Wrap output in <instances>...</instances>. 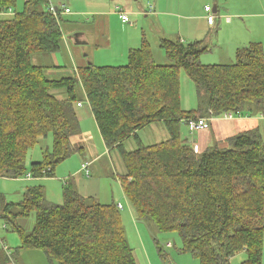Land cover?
Wrapping results in <instances>:
<instances>
[{"label": "trees", "instance_id": "obj_1", "mask_svg": "<svg viewBox=\"0 0 264 264\" xmlns=\"http://www.w3.org/2000/svg\"><path fill=\"white\" fill-rule=\"evenodd\" d=\"M17 2L0 0V11H15L11 17L0 14V177H55L57 167L80 150L72 139L81 131L77 103L87 99L106 147L121 156L120 179L136 219L160 232H177L181 251L199 264H231L240 253L247 258L239 264H262L261 135L242 131L227 147L198 153L181 128L187 118L260 112L263 44L239 48L234 63L204 64L200 57L209 48L204 40L163 39L170 62L158 64L143 38L125 65L88 63L77 74L53 79L48 70L56 66L35 63L33 55L63 50L61 18L48 9L50 0H26L22 10ZM181 70L197 96H206L204 106L183 107ZM156 122L165 123L170 137L145 144L138 131ZM49 135L51 149L45 147L43 159L28 165L30 151ZM129 139L136 141L135 149L126 148ZM14 205L20 210L6 224L20 235L18 249L42 250L59 264H138L117 203L87 198L73 181L64 185L62 203L49 201L43 186L33 185L6 211ZM31 214L36 222L27 233L18 217ZM7 261L0 256V264Z\"/></svg>", "mask_w": 264, "mask_h": 264}, {"label": "crops", "instance_id": "obj_2", "mask_svg": "<svg viewBox=\"0 0 264 264\" xmlns=\"http://www.w3.org/2000/svg\"><path fill=\"white\" fill-rule=\"evenodd\" d=\"M242 1V6L234 10L232 7L227 5V0H217L213 7L206 5L204 12L201 11L185 16H179L171 11H168V9L161 4L160 0H153L150 2L149 6H145V9L142 12L137 11L136 17H140L143 14L150 19L152 23H154L155 26L153 25L152 28L157 32L156 38H158L159 43H161L163 39L176 40L179 38L182 41L204 40L205 43L207 42L209 44H207L208 47L211 44L212 48L223 45V47H225V50L223 51L226 53L223 58L231 62L233 61L239 48L247 46L252 42H261L262 44L264 42V0H259L262 9L257 8L253 3V0ZM25 2L26 0H24V3ZM50 3L59 8L58 17L64 16V14H72L73 12L66 2H62L61 7L51 1ZM51 4L48 9L51 8ZM65 8H69L71 11L69 13L65 12ZM151 9H153V12L150 11ZM11 10L12 12L6 15L7 17H11L15 14V11L12 8ZM77 12L82 13L83 11L79 10ZM125 12L128 13L127 11ZM87 13L92 14L94 15V18H97L94 19V21L96 20V22H98L101 26L105 37L104 42L106 49H111L114 45V34L117 32L112 24V19L113 17L119 16L120 20L118 30L120 29L123 31V35H120L121 40L117 41L119 51L114 57H112V60L125 62L128 60L129 51L133 48H139L142 44L143 38H145L148 42L150 40L147 37L148 29L143 27L144 25L142 22L139 20H137V23L135 24L132 23L131 20L124 22L121 15L117 12L116 6L115 13L110 10L103 9L93 10ZM212 14L215 16V19L214 23L210 24L208 22V16ZM171 16L175 17L177 20H169V17ZM127 23L130 24L127 25ZM141 25L142 27L140 30ZM76 30V33L72 36H68L67 33V35L64 34L63 50L68 56H70V60L73 64L72 71L77 74L76 70H78L79 66L94 62L87 63L82 58L85 57L84 53L71 45V42L73 41L72 38L75 39L76 44H91L92 40L87 37V33L84 32V29H81L80 27ZM212 31H215L216 38L210 39V32ZM68 32L71 34L73 31L68 30ZM221 34H224L225 36L223 41L220 39ZM94 44L96 47L99 46L97 42H94ZM212 48L210 53H212ZM60 52L57 51L51 56L52 59L55 60L52 64L53 66H56V69L62 67L60 64L61 56L58 54ZM87 56L88 55H86V57ZM56 71L57 70L50 71V74H55ZM77 107L81 131L83 134L92 137L93 141L91 140L83 144L81 146L82 151L75 152L68 159L62 162L56 169L55 177L27 178L23 180L17 179L14 180V182H20L19 192L23 195V198L29 186L42 185L45 189L48 200L59 203L60 201L53 199V194L55 197H58L55 181H60L61 177L63 178L64 184L61 188L62 191L65 184H69L70 181H73L77 185L79 192L87 198L106 204L121 202L124 206L123 209H121L124 223L127 221V224L133 226V220L136 221L135 212L131 206H129V209L126 210L125 205L122 202L124 197H126V199L128 198L120 179L122 171H120L121 167L118 165H120L119 157L121 156L117 149H112L110 151L109 148L106 147L98 123L87 99H84L82 101V105H77ZM263 119L264 115L261 116L257 114L252 116L249 114H244L243 116L236 115L231 119L218 116L210 119L208 128L201 130H192L186 123H183L181 132L182 137L186 139L192 147L196 148L198 153H202L215 147H227L229 145L230 138L242 131L254 129L255 126H258L260 121ZM91 121L92 125L89 126V122L91 123ZM152 124L154 127L152 128V132L156 134V136H154V138L157 139L156 143L161 142L158 141V138H166L162 140L164 141L170 137L169 131L164 122H156ZM141 140L144 142L143 138H141ZM114 151H117L118 154L113 155ZM84 162L89 163V174H87L82 167ZM22 182H25L26 184H21ZM3 198V193H0V199ZM0 218L3 217L0 216ZM5 224L6 221L2 225L0 223V229H4ZM9 227L11 228V226H7L6 224V228L9 229ZM132 230L135 239L139 238L140 234L138 233L140 232V229L132 228ZM1 232V259H9L6 264H15L17 263L16 259L22 252V249H18L21 244L17 246L15 250H10L8 245H5ZM167 247L171 248L170 246ZM134 253L138 264H149V262L154 264V261H152L153 257L151 255L152 252L147 246L137 245V249H134ZM262 264H264V252Z\"/></svg>", "mask_w": 264, "mask_h": 264}, {"label": "rangeland", "instance_id": "obj_3", "mask_svg": "<svg viewBox=\"0 0 264 264\" xmlns=\"http://www.w3.org/2000/svg\"><path fill=\"white\" fill-rule=\"evenodd\" d=\"M50 1L56 3V5H59L60 7L62 2H66L73 11L72 14H64V16L60 17L65 35L68 34V36H72L74 33H76L77 31L76 29L81 27V29H84V32L87 33V37L90 40H92L90 45L76 44L74 38H72L73 41L71 42V45L73 47L78 48L79 51L84 53L85 57L82 58L87 63L94 62L96 65H114V66L125 65L128 63V60H126L125 62L119 60H112V57H114L115 54L119 51V46L117 44L118 43L117 41L121 40V36L123 35V31H121L120 29L118 30L119 20H120L119 16L113 17L112 19V24L114 25L115 31L117 32L114 34L115 37L114 45L111 49H106L104 42L105 37L103 35L101 26L98 22H96V20L94 21V19L97 18H94L93 17L94 15L87 13L89 11L100 10V9L110 10L113 13H115V6H119L120 8L124 9V11H127L132 23L135 24L137 23V20H139L144 25L143 27L148 29L147 37L148 39H150L149 42L154 51L156 63L166 64L170 62L164 50L160 46L161 43H159L158 38H156L157 32L152 28L154 23H152L150 19H148L143 14L140 17H136L137 11L142 12L145 9V6H149L150 2H152L153 0H102V1L50 0ZM160 1L161 4L168 9V11H171L179 16H185L196 12L197 13L201 11L204 12L206 5H210L213 7L217 0H160ZM242 3H243L242 0H227V5L229 7H232L233 10L236 8H240L242 6ZM253 3L256 5L257 8L262 9L259 0H253ZM23 6H24V0H19L17 2V8L22 10ZM79 10L83 12L82 13L77 12ZM169 20H177V19L171 16L169 17ZM129 24L130 23H127V25ZM141 27L142 25L140 26V30ZM68 30H72L73 32L69 34ZM215 34H216L215 31L210 32V39L216 38ZM224 38H225L224 34H221L220 39L223 41ZM151 41L153 42V44ZM94 42H97L99 46L96 47ZM206 44L208 43L206 42ZM263 47H264V42H263ZM211 48L212 45L210 44L209 50L203 53L200 57L201 61L204 64H230L235 62V57L231 62L223 58V56H225L226 54L225 51H223L225 50L224 49L225 47H223V45L216 46L215 48L213 47L212 53H210ZM58 54L61 56L60 64L62 67L57 69L56 68L52 69L51 71L57 70L55 74H50L49 72L50 70H48V75L53 79H58L65 75L67 76L70 74H75L72 71L73 64L70 60V56H68L67 53L64 52V50H61V52ZM52 55L53 54L50 53L38 52L33 55V60L35 61V63L41 65H53L52 63H54L55 60L52 59L51 57ZM86 55L88 56L86 57ZM181 81H182L183 107L185 109H193L196 108L198 105L204 106L207 101L206 96H204L203 94L200 97L197 96L195 84L189 78V76L184 70H181ZM257 115H261V116L264 115V105L260 110V112L257 113ZM90 125H92V121L91 123L89 122V126ZM152 128H154L153 124L139 131V134L141 138H143L145 144L156 143L157 141V139L154 138L156 134L152 132ZM254 129H256L259 132V134L261 135L264 141V119L260 121V124L258 126H255ZM52 138H53L52 135H49L48 138L41 139L43 141L39 142V144H37L30 151L28 156V165H30L31 162L40 161L43 159L44 151L46 149L45 147H49L50 149L52 147ZM158 139H159L158 141H162L163 139L166 138H158ZM72 140H73V145L76 148L80 149L78 151H82L81 146L83 144L91 140L93 141L92 137L83 134L82 131H80L77 135H75V137ZM125 146L127 149H135L137 147L136 141L134 139H131L125 143ZM114 154H118V152L114 151L113 155ZM119 158H120L119 160L121 166L120 165L118 166L121 167L120 171H123L122 159L121 157ZM17 179L20 180L27 179V176L25 175ZM17 179L0 177V193H3V197H4L0 201V216L3 217L0 218L1 225L4 224L5 221L9 225H11L6 217L10 219L13 217V213H16L20 210V207L14 205L11 207V212L6 211V206L8 204L10 203L15 204L23 199V195L19 192L20 182L19 181L14 182V180ZM21 184H26V183L22 182ZM55 184L57 186L58 197H55L53 194V199H57V201H60L59 203H62L63 191L61 188L64 184L63 178L61 177L60 181L58 180L55 181ZM122 202L125 205V209L128 210L129 206H131L129 200L126 199V197H124ZM18 222L25 228L27 233H29L35 226V222H36L35 215L31 214L29 216H19ZM133 224L134 225L131 226L130 224H127V221L124 224L131 247L137 249V245L147 246L152 252L151 255L153 257L152 261H154V264H199V260L195 258L191 253H183L181 251L182 242L177 232H160L156 230V228L152 223L150 224L147 223L146 221H140L138 219H136V221L133 220ZM132 228L140 229V232L138 233L140 234L139 238L135 239ZM11 229L12 226L11 228L9 227V229L7 228L0 229V232L2 231L1 236L5 242V245H8L10 250H15V248L21 244V238L17 232L12 231ZM169 242L172 243L171 248L167 247V244ZM246 258L247 255L245 253H240L231 259V264H239L242 261H244ZM16 260L17 263L15 264H59L58 261L51 262L48 255L44 251L39 249H22L20 256H18ZM149 264L151 263L149 262Z\"/></svg>", "mask_w": 264, "mask_h": 264}, {"label": "built area", "instance_id": "obj_4", "mask_svg": "<svg viewBox=\"0 0 264 264\" xmlns=\"http://www.w3.org/2000/svg\"><path fill=\"white\" fill-rule=\"evenodd\" d=\"M208 8H210V7H208ZM50 10L58 18L59 8L52 5ZM116 10L121 15V18L124 22H127L130 20L128 13H126L122 8H120L119 6H116ZM70 11L71 10L69 8H65V12L69 13ZM150 11L153 12V9H151ZM10 12H12L11 8L8 10L0 11V14L1 15H8V14H10ZM214 19H215V16L213 14L208 16V22L210 24L214 23ZM77 105L81 106L82 102L77 103ZM234 116H236V114L233 113L232 111L225 112L224 114L221 115V117L228 118V119H231ZM237 116H243V115L239 114ZM212 118L213 117H201V118H198L197 120L192 119V118H187V119H185L184 123H186L192 130H201V129H205V128L209 127V121ZM82 167L86 171V173L89 174V163L84 162L82 164ZM28 177L29 178L32 177L31 173L28 174ZM117 207L121 210V209H123L124 206L121 202H119V203H117ZM4 227L6 228V224L4 225ZM168 246H171V243H169Z\"/></svg>", "mask_w": 264, "mask_h": 264}]
</instances>
